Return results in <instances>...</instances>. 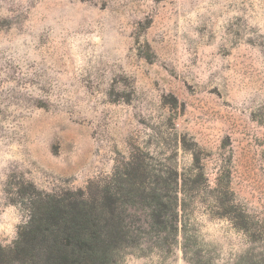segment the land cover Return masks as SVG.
I'll return each mask as SVG.
<instances>
[{
  "label": "rangeland",
  "instance_id": "obj_1",
  "mask_svg": "<svg viewBox=\"0 0 264 264\" xmlns=\"http://www.w3.org/2000/svg\"><path fill=\"white\" fill-rule=\"evenodd\" d=\"M79 200L97 264H264V0H0V264Z\"/></svg>",
  "mask_w": 264,
  "mask_h": 264
},
{
  "label": "trees",
  "instance_id": "obj_2",
  "mask_svg": "<svg viewBox=\"0 0 264 264\" xmlns=\"http://www.w3.org/2000/svg\"><path fill=\"white\" fill-rule=\"evenodd\" d=\"M109 200L107 207L109 213L113 214L116 199L110 197ZM98 209L101 214L103 208L88 205L84 200L67 204L55 201L47 210L46 226L39 227L34 219L31 220L23 229L24 232L19 233L16 244L18 246L20 242L29 240L34 244L30 248H36L38 230L40 242L45 245L47 264H97L100 255L108 249L119 247L127 238L122 223L117 222L113 216L109 221L93 217L92 213Z\"/></svg>",
  "mask_w": 264,
  "mask_h": 264
}]
</instances>
